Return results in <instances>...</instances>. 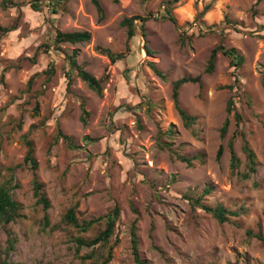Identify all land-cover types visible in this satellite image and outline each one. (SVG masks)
<instances>
[{"label": "rangeland", "instance_id": "1", "mask_svg": "<svg viewBox=\"0 0 264 264\" xmlns=\"http://www.w3.org/2000/svg\"><path fill=\"white\" fill-rule=\"evenodd\" d=\"M13 1L25 4L21 16L0 0V25L17 26L0 33V183L13 175V196L23 208L16 221L0 227V248H8L13 236L11 259L20 264H90L92 258L82 257L93 247L78 250L76 239L95 237L119 205L109 264H135L134 224L150 264H264V244L248 234H264V0H176L175 22L158 19L166 0H99L103 18L91 0H64L53 22L31 8L32 0ZM133 15L149 19L145 35L138 26L129 41L121 22ZM222 29L226 45L237 48L245 62L235 69L218 52L208 73ZM74 30L90 31L91 40L54 42L57 31ZM105 50L125 57L112 62ZM73 54L104 78L102 95L76 72L68 84L65 72ZM51 60L56 71L49 78L44 71ZM197 76L199 81L179 90L180 106L196 117L187 126L173 99V83ZM230 99L240 120L227 111ZM226 119L228 133L222 137ZM234 133L239 171L232 170L227 147ZM244 138L258 161L248 179L241 176L248 170ZM28 141L36 170L25 161ZM179 156L192 158V165ZM35 173L50 200L47 210L34 195ZM207 187L202 202L238 215L220 223L194 206L190 198ZM70 207L80 223L102 219L83 231L64 222Z\"/></svg>", "mask_w": 264, "mask_h": 264}, {"label": "trees", "instance_id": "2", "mask_svg": "<svg viewBox=\"0 0 264 264\" xmlns=\"http://www.w3.org/2000/svg\"><path fill=\"white\" fill-rule=\"evenodd\" d=\"M64 0H32L29 2L31 8L35 11L44 12L46 20L53 22L55 19V15L60 13V7ZM93 4L96 6L100 17L103 18L104 9L101 5L99 0H91ZM114 2H119V0H113ZM176 0H166L163 2L164 5V12L160 13L158 19H169L175 22V17L172 14V3ZM261 1V0H257ZM3 5L5 7H17L19 16L22 15V7L25 5L23 3H16L13 0H3ZM209 9V6H206L203 10L202 14H204ZM140 20V23L137 20ZM149 16H142V15H133L130 17H125L121 24L127 28L128 32V40L132 39L134 36L137 35V28L140 26L143 34L145 35V23L148 21ZM229 22V20H228ZM17 28L16 25L10 27H4L0 25V33H8L13 31ZM210 31H215L210 27ZM221 39L217 46L211 52L206 72L210 73L215 68V61L216 55L218 52H222L228 59L230 64L238 69L243 65L245 62L244 55L235 47H230L225 43V30H220ZM92 38V33L88 30H74V31H57L54 36V42L58 45L61 44H77L88 42ZM48 48L49 44H45ZM130 47L129 42L127 43V49ZM146 51L149 53L151 52L150 49L146 46ZM105 53L111 59L112 62H116L120 59L125 57V52H113L110 50H105ZM69 69L65 72V76L68 79V84H70L73 80V72H76V75L79 76L93 91H95L98 95H102L103 93V83L104 78H97L93 75L90 71L85 69L82 65L78 64L75 59V54H73L69 58ZM56 71V67L51 60V66L44 71V73L49 75L54 74ZM200 76L189 78V77H182L174 81L173 83V99L178 109L184 123L187 126H190L192 123L195 122L196 117L194 115L189 114L186 109L182 108L179 103V90L181 86L189 81H199ZM33 82V78L30 79V83ZM36 110L39 109V105L37 103ZM81 108L83 112L82 121L87 122V118L89 116V111L86 109V104L84 100H81ZM227 111L229 114L233 113L236 120L241 119V115L235 111V104L233 99H230L227 104ZM229 128V119H226L222 129L221 135L222 137H226ZM60 134L70 142V137L63 134L60 131ZM237 134L234 133L228 140L227 147L230 152L231 157V168L233 171H239L241 165V159L236 152L235 149V139ZM28 143V150L25 156V161L30 162L34 170L37 169V160L34 156V151L32 147V143L30 141ZM243 150L245 151L247 158H248V170L246 172H242L241 176L245 179L250 178V176L257 171L258 161L257 156L254 149L250 146L249 142L244 138L243 139ZM223 155V146H221L217 152V158L220 159ZM179 158L189 165H192V158L187 156H179ZM11 170H14L13 167H10ZM13 175L9 180L3 181L0 183V227L6 226L11 222L16 221L17 218L21 216V210L23 208L22 204L18 202L13 196ZM44 184L39 181L36 173L34 176V195L37 198V203L42 204L43 208L47 210L50 207V200L46 196V193L43 190ZM211 190L210 187L205 188L202 195L199 197H191L192 204L203 209L206 212L211 213L220 223H224L229 219V216H236L238 213L236 211H232L221 204L216 206H211L202 202L203 195L209 193ZM121 215V208L119 205H116L111 212L106 215V226L105 228L100 231L95 237L90 239H85L84 237H78L77 241V248L78 250L81 249L82 246L93 247V252L91 254L85 255L82 259L86 260L92 258L90 264H109L113 258V245L111 244L112 237L115 233V227L118 219ZM48 220V217H46ZM102 217L93 218L90 220H85L83 223H80L75 212L74 207H70L64 217V222L72 223L78 227H80L83 231H87L90 226L94 223L98 222ZM249 235H253L257 237L263 244H264V234L262 232L253 233L252 231H248ZM15 241L16 239L13 236H9L8 239V248L2 250L0 248V264H20L19 262L11 259V252L15 248ZM140 240L137 233V229L135 224L132 226L131 229V247H132V254L134 257L135 264H150L149 261L142 255L140 251ZM97 255V256H96ZM232 264H237L232 263Z\"/></svg>", "mask_w": 264, "mask_h": 264}]
</instances>
